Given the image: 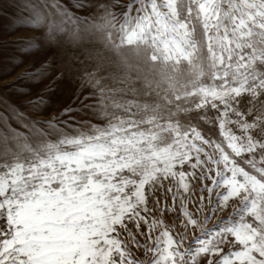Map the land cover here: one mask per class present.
I'll list each match as a JSON object with an SVG mask.
<instances>
[{
    "label": "snow or ice",
    "instance_id": "1",
    "mask_svg": "<svg viewBox=\"0 0 264 264\" xmlns=\"http://www.w3.org/2000/svg\"><path fill=\"white\" fill-rule=\"evenodd\" d=\"M9 6L13 64L100 43L82 76L95 103L74 95L47 121L17 113L0 136V264H264V0ZM55 71L49 58L19 79ZM62 77L28 101L38 115ZM170 212L174 225L157 216Z\"/></svg>",
    "mask_w": 264,
    "mask_h": 264
},
{
    "label": "rangeland",
    "instance_id": "2",
    "mask_svg": "<svg viewBox=\"0 0 264 264\" xmlns=\"http://www.w3.org/2000/svg\"><path fill=\"white\" fill-rule=\"evenodd\" d=\"M0 5L4 7L5 17H10L16 12L14 7L9 6L10 0H0ZM8 21L7 19L0 20V97L5 100L10 101L12 105H15V109L6 108L4 105L0 104V116L4 119H0V136L4 135V130L11 127L15 129L18 127L17 120L15 117L17 113H24L25 118H32L34 120L47 121L50 117H55L59 115L61 107L68 103H73L74 95H78L79 99L75 100V105H80L81 102L92 104L95 103V99L85 100L84 97L88 96L92 91L91 87L82 80V76H85V69L91 66V61L87 58V53L92 44H99V41L85 40L84 44L86 47L77 48L74 45H65L61 48H53L43 53L40 58L36 56H25L23 57V63L13 64L11 57L14 54V45L11 44L12 41L17 40L19 37L16 34H8ZM22 36H30L32 33L24 32L20 33ZM51 58L54 62V69L63 72V77L58 81L55 86V94L53 96L54 103L50 104L44 114L38 115L34 111L33 106L28 105V101L34 100L37 96L44 93L46 87L51 83L53 76L58 74L55 71L53 76H49L48 79L43 80L39 83H28L26 81L20 80L24 73L29 71H35L36 68L40 67L45 60ZM20 87L29 90L27 94H20L14 91V87ZM209 114L214 115L215 113L209 109ZM195 115V113H193ZM22 122V121H21ZM92 123L103 124L104 120L102 117H96L92 119ZM200 127L203 134L212 139H218L220 136L219 130L213 125L200 122ZM239 161V158H237ZM241 166L246 167L241 162ZM210 183V182H209ZM165 185L168 182L165 181ZM158 196L162 195V190L157 193ZM207 195V194H206ZM171 204V198L168 201ZM232 202H230L231 204ZM235 205L229 207L224 212H218L213 218L212 222L207 225L211 228L217 220L222 218H227ZM189 210H193V206H189ZM176 213H167L160 216L161 219L170 225L177 223L175 221Z\"/></svg>",
    "mask_w": 264,
    "mask_h": 264
}]
</instances>
